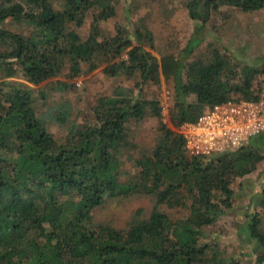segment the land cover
I'll return each mask as SVG.
<instances>
[{"label": "trees", "instance_id": "16d2710c", "mask_svg": "<svg viewBox=\"0 0 264 264\" xmlns=\"http://www.w3.org/2000/svg\"><path fill=\"white\" fill-rule=\"evenodd\" d=\"M119 3L0 0V264H247L205 240V228L233 209V184L264 160L253 144L257 135L204 158L187 151L178 127L215 104L261 99L255 80L264 75V62L239 68L218 47L201 51L203 25L177 54L158 58L145 24L104 34L100 24L116 15ZM221 5L254 11L264 0H193L191 17L206 20L210 7ZM89 15L91 31L83 37L79 29ZM8 20L27 22L29 34L4 29ZM102 63L107 75L125 74L135 84L99 97L93 121L73 119L68 103L39 111L44 97L35 91L40 96L43 89L35 86L54 80L66 91L82 66L91 72ZM19 71L27 83L13 80ZM163 81L173 84L169 123L159 98L146 93ZM148 117L159 119L160 134L143 151L132 123ZM48 121L66 125L62 138ZM137 194L155 200L147 217H134L126 228L94 221L93 211L107 199ZM258 203L264 209V187ZM164 205L177 208V216ZM260 213L243 229L256 262L264 264Z\"/></svg>", "mask_w": 264, "mask_h": 264}, {"label": "rangeland", "instance_id": "374dc122", "mask_svg": "<svg viewBox=\"0 0 264 264\" xmlns=\"http://www.w3.org/2000/svg\"><path fill=\"white\" fill-rule=\"evenodd\" d=\"M191 1L193 0H120L116 15L102 21L100 25L107 36L115 34L119 26L135 30L138 26L145 24L153 32L155 46L153 53L158 58L166 53L177 54L195 34L198 27L203 25L200 36L205 40L201 45V51L208 53L212 45L231 58L232 63L239 68L262 65L264 62V8L243 11L230 5H221L218 8L211 6L208 18L196 21L190 14ZM198 11L203 12V9L199 8ZM92 23L93 17L89 15L79 29L83 37H87L91 31ZM2 26L6 30L25 35L29 34L31 28L27 22L17 20H8ZM0 48H2L1 44ZM106 65V63L99 64L96 69L87 72L89 65L85 64L82 66L83 73L71 78L74 85L66 91L58 90L54 80L35 86L43 89L40 96L39 90L35 91L37 98L44 97L38 101L39 111L47 112L58 105L68 103L73 119L79 122L93 121L92 108L99 97L111 95L117 85L134 87L135 84V81L125 74L115 77L107 75L104 72ZM68 72L69 70L66 69L60 78L67 80L65 76ZM13 80L26 82L21 71L13 77ZM172 85L171 81H163L162 85L151 86L146 90L148 96L159 98L163 108V121L168 123L169 111L173 104ZM255 87L261 90V98H264L263 74L256 77ZM48 122L56 136L62 138L66 125L59 126ZM158 127L157 117H148L143 121L132 123L134 141L143 151L152 149L156 144L160 134ZM257 137L253 144L260 147L264 153V133ZM233 187L236 190L233 209L221 216L217 223L205 228L207 232L205 240L220 244L222 250L244 259L247 264H261L256 262V253L246 239L243 226L258 211L261 212L264 228V209L258 203L259 194L264 187V160L258 163L254 172L237 179ZM154 204V198L146 194L110 198L93 211V218L96 223L126 228L134 217L144 218L150 215ZM162 208L172 217L178 214L177 208H169L165 205Z\"/></svg>", "mask_w": 264, "mask_h": 264}, {"label": "built area", "instance_id": "2783aa9c", "mask_svg": "<svg viewBox=\"0 0 264 264\" xmlns=\"http://www.w3.org/2000/svg\"><path fill=\"white\" fill-rule=\"evenodd\" d=\"M178 132L192 155L207 158L226 152L264 133V98L215 104L196 121L182 123Z\"/></svg>", "mask_w": 264, "mask_h": 264}, {"label": "crops", "instance_id": "0c3cea01", "mask_svg": "<svg viewBox=\"0 0 264 264\" xmlns=\"http://www.w3.org/2000/svg\"><path fill=\"white\" fill-rule=\"evenodd\" d=\"M258 136V135H257ZM255 137V136H254Z\"/></svg>", "mask_w": 264, "mask_h": 264}]
</instances>
